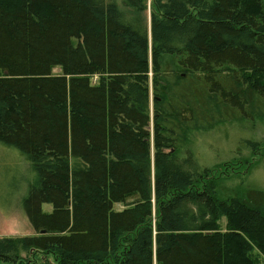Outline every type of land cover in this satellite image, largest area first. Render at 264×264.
I'll use <instances>...</instances> for the list:
<instances>
[{
  "label": "trees",
  "instance_id": "trees-1",
  "mask_svg": "<svg viewBox=\"0 0 264 264\" xmlns=\"http://www.w3.org/2000/svg\"><path fill=\"white\" fill-rule=\"evenodd\" d=\"M148 1L0 0V204L36 231L0 238V264L264 257V187L183 140L264 111V0H150L149 28Z\"/></svg>",
  "mask_w": 264,
  "mask_h": 264
},
{
  "label": "rangeland",
  "instance_id": "rangeland-1",
  "mask_svg": "<svg viewBox=\"0 0 264 264\" xmlns=\"http://www.w3.org/2000/svg\"><path fill=\"white\" fill-rule=\"evenodd\" d=\"M148 28L151 19V1H148V8L143 13ZM61 68L54 69V73H60ZM97 77L92 81L96 83ZM203 123V122H202ZM187 129V136L183 139L188 147H191L196 155L198 165L201 168H208L211 173L219 176L226 186L236 187L243 182H256L264 187V111H254L253 118L234 119L231 121H215L213 127L196 123L190 124ZM243 139H252L263 142L256 146V150H249L243 143ZM9 157L15 159L13 152H8ZM22 170L29 169L28 164L21 161ZM123 209L122 205L115 206ZM45 210L51 211L50 204L44 205ZM224 226L227 218L221 220ZM32 227L20 204L15 202L4 209L0 204V238H19L35 235ZM21 256L30 259L38 264H58L53 255L20 250ZM257 254V252H256ZM260 264H264V257H260Z\"/></svg>",
  "mask_w": 264,
  "mask_h": 264
}]
</instances>
